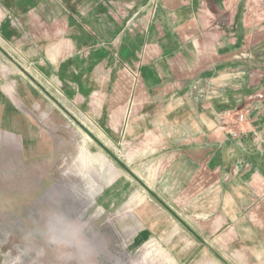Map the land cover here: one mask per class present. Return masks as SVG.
Here are the masks:
<instances>
[{"label": "crops", "instance_id": "1", "mask_svg": "<svg viewBox=\"0 0 264 264\" xmlns=\"http://www.w3.org/2000/svg\"><path fill=\"white\" fill-rule=\"evenodd\" d=\"M151 2L0 0V52L130 148L140 246L264 264V0ZM20 80L11 97L26 94ZM112 173L101 199L120 198Z\"/></svg>", "mask_w": 264, "mask_h": 264}, {"label": "rangeland", "instance_id": "2", "mask_svg": "<svg viewBox=\"0 0 264 264\" xmlns=\"http://www.w3.org/2000/svg\"><path fill=\"white\" fill-rule=\"evenodd\" d=\"M18 65L0 52V264H222L183 246L171 255L153 237L140 246L130 148L107 144L84 110L68 116L56 85ZM18 76L21 98L11 97ZM113 169L120 198L101 199Z\"/></svg>", "mask_w": 264, "mask_h": 264}, {"label": "built area", "instance_id": "3", "mask_svg": "<svg viewBox=\"0 0 264 264\" xmlns=\"http://www.w3.org/2000/svg\"><path fill=\"white\" fill-rule=\"evenodd\" d=\"M157 1L158 0H152L151 5L154 6V3L157 2ZM127 27H129V26H127ZM223 117H225V118L228 117V118L234 119L238 126H241L242 124H244L246 122V113L243 112V111L242 112H238V113H236L234 115L231 112L227 111V113L223 114ZM227 133L229 134V136H230V138L232 140H234L238 145H240L241 144V139H242L245 131H244L243 128L241 129V127H239V128L231 127V128L228 129ZM254 137L256 139L259 138V140L261 142H263L262 138L260 136H258L257 132H255Z\"/></svg>", "mask_w": 264, "mask_h": 264}, {"label": "water", "instance_id": "4", "mask_svg": "<svg viewBox=\"0 0 264 264\" xmlns=\"http://www.w3.org/2000/svg\"><path fill=\"white\" fill-rule=\"evenodd\" d=\"M18 66H19V65H18ZM19 69H20L21 72L25 75L26 78H28L31 82H34L35 84H37L36 79H35L34 77H32V76L29 74V72H26V70H24L22 67H19ZM64 111H65V113H66L68 116H70L69 113H68L66 110H64Z\"/></svg>", "mask_w": 264, "mask_h": 264}, {"label": "trees", "instance_id": "5", "mask_svg": "<svg viewBox=\"0 0 264 264\" xmlns=\"http://www.w3.org/2000/svg\"><path fill=\"white\" fill-rule=\"evenodd\" d=\"M121 165V164H120Z\"/></svg>", "mask_w": 264, "mask_h": 264}]
</instances>
